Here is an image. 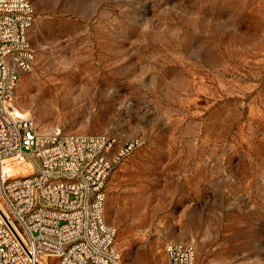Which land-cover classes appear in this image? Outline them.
I'll use <instances>...</instances> for the list:
<instances>
[{
  "label": "rangeland",
  "instance_id": "374dc122",
  "mask_svg": "<svg viewBox=\"0 0 264 264\" xmlns=\"http://www.w3.org/2000/svg\"><path fill=\"white\" fill-rule=\"evenodd\" d=\"M28 1L13 108L114 138L113 159L132 144L104 185L121 262L181 242L195 264H264V0Z\"/></svg>",
  "mask_w": 264,
  "mask_h": 264
},
{
  "label": "built area",
  "instance_id": "2783aa9c",
  "mask_svg": "<svg viewBox=\"0 0 264 264\" xmlns=\"http://www.w3.org/2000/svg\"><path fill=\"white\" fill-rule=\"evenodd\" d=\"M32 21L28 0H0V264H123L104 219V185L132 144L113 159L114 138L40 130L14 110L20 73L33 61ZM16 158L27 172L4 174L2 162ZM164 253L167 264H195L191 244L167 243Z\"/></svg>",
  "mask_w": 264,
  "mask_h": 264
},
{
  "label": "bare ground",
  "instance_id": "6f19581e",
  "mask_svg": "<svg viewBox=\"0 0 264 264\" xmlns=\"http://www.w3.org/2000/svg\"><path fill=\"white\" fill-rule=\"evenodd\" d=\"M4 162V161H3ZM3 162H2V171H3ZM15 170V166H12V169H9V170H7V171H3L4 172V174H8L9 172H12V171H14Z\"/></svg>",
  "mask_w": 264,
  "mask_h": 264
}]
</instances>
